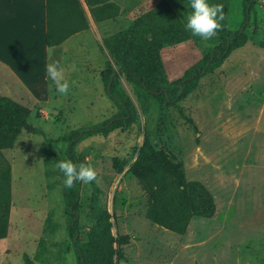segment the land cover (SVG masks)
Listing matches in <instances>:
<instances>
[{
	"label": "rangeland",
	"instance_id": "1",
	"mask_svg": "<svg viewBox=\"0 0 264 264\" xmlns=\"http://www.w3.org/2000/svg\"><path fill=\"white\" fill-rule=\"evenodd\" d=\"M86 1L91 13L80 0L90 22L87 31L47 53V62H58L66 79L75 83L68 94H59V102L32 97L21 103L30 109L28 123L13 146L2 150L10 165L11 202L0 264H23L24 255L36 264H76L66 227L64 177L53 166L66 159L67 144L49 140L115 114L101 80L110 59L103 48L105 37L136 30L167 8L185 24L191 11L188 0ZM210 2L224 5L225 19L215 37L201 41L187 31L184 40L160 48L168 82L239 27L241 0ZM248 34L244 46L203 76L177 106L158 104L120 75L119 92L136 110L137 120L77 143L81 162L97 173L94 181L81 185L79 234L86 239L92 214L107 210L111 233L129 236L121 247L123 257H113L116 264H264V0H254ZM16 59L24 69L34 62L31 57ZM144 136L156 149L172 152L188 180L208 188L216 204L212 218H192L181 235L145 218L146 196L129 171ZM115 158L123 164L121 172L113 166Z\"/></svg>",
	"mask_w": 264,
	"mask_h": 264
},
{
	"label": "trees",
	"instance_id": "2",
	"mask_svg": "<svg viewBox=\"0 0 264 264\" xmlns=\"http://www.w3.org/2000/svg\"><path fill=\"white\" fill-rule=\"evenodd\" d=\"M91 13L90 7L84 0ZM242 20L239 27L216 45L207 48L200 58L186 68L177 80L168 82L160 59V48L187 38L184 24L171 8L158 12L142 22L136 30H123L103 39V48L110 59L104 62L101 80L105 94L113 101L116 112L109 118L85 128L69 131L49 141L66 142V159L82 163L75 147L79 141L94 134L107 136L110 132L137 120L136 110L130 108L119 92L120 75L142 89L160 105L177 106L197 86L199 80L220 67L224 60L249 39L254 0H241ZM45 44L56 46L71 35L88 28L80 0H45ZM30 109L10 97L0 95V239L6 237L10 213V165L2 150L11 148L28 123ZM188 122L192 120L183 116ZM136 157L129 171L146 196L145 218L152 224L181 235L194 217L209 219L216 211L214 196L198 180H188L183 164L169 151L156 149L149 138L136 148ZM114 168L121 172L118 158ZM82 182L63 189L66 227L74 248L76 264H116L113 257H123L122 246L128 243L127 234L113 235L111 214L97 210L93 224L84 239L80 232V190ZM115 245V246H114ZM23 264H36L27 255Z\"/></svg>",
	"mask_w": 264,
	"mask_h": 264
},
{
	"label": "crops",
	"instance_id": "3",
	"mask_svg": "<svg viewBox=\"0 0 264 264\" xmlns=\"http://www.w3.org/2000/svg\"><path fill=\"white\" fill-rule=\"evenodd\" d=\"M45 29V0H0V63L3 69L0 70V95L20 104L32 97L37 102L58 100L59 94L53 88L51 91V81L45 70L48 49L62 45L87 29L51 47L45 44ZM30 57L34 62L25 68L27 70L16 59Z\"/></svg>",
	"mask_w": 264,
	"mask_h": 264
},
{
	"label": "clouds",
	"instance_id": "4",
	"mask_svg": "<svg viewBox=\"0 0 264 264\" xmlns=\"http://www.w3.org/2000/svg\"><path fill=\"white\" fill-rule=\"evenodd\" d=\"M187 6L191 11L185 20V31L190 32L193 37H199L201 41H209L215 37L222 28L221 21L225 19L224 5L212 3L210 0H188ZM72 68L75 70L76 65L73 64ZM45 70L54 92L60 95L68 94L75 82L66 79L64 68L58 62L53 61L47 63ZM53 166L63 174L65 189H71L77 181L90 183L97 176L91 165L74 163L68 159L57 160Z\"/></svg>",
	"mask_w": 264,
	"mask_h": 264
}]
</instances>
